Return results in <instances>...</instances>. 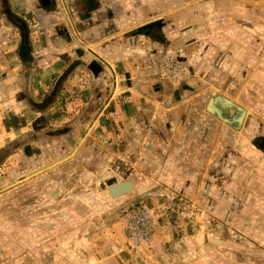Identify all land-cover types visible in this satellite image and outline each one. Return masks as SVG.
<instances>
[{
  "label": "crops",
  "instance_id": "1",
  "mask_svg": "<svg viewBox=\"0 0 264 264\" xmlns=\"http://www.w3.org/2000/svg\"><path fill=\"white\" fill-rule=\"evenodd\" d=\"M0 264H264V1L0 0Z\"/></svg>",
  "mask_w": 264,
  "mask_h": 264
},
{
  "label": "built area",
  "instance_id": "2",
  "mask_svg": "<svg viewBox=\"0 0 264 264\" xmlns=\"http://www.w3.org/2000/svg\"><path fill=\"white\" fill-rule=\"evenodd\" d=\"M183 69L181 64L172 56L162 59L158 65V70L162 75L172 77L173 80L182 78ZM178 75V78L175 76ZM144 208V207H143ZM127 226L125 229L126 238L128 240V246L130 249H135L144 243H149L150 239V228L151 222L150 213L146 210L139 209L126 216Z\"/></svg>",
  "mask_w": 264,
  "mask_h": 264
},
{
  "label": "rangeland",
  "instance_id": "3",
  "mask_svg": "<svg viewBox=\"0 0 264 264\" xmlns=\"http://www.w3.org/2000/svg\"><path fill=\"white\" fill-rule=\"evenodd\" d=\"M161 61V60H160ZM160 72V71H159ZM161 74V73H160ZM162 75V74H161ZM188 75H189V71H187V69H183V72H182V78H181V80H185L187 77H188ZM165 79H167V80H169V81H171L172 82V77H169L168 76V73H167V75H162ZM174 81H178V80H174ZM144 207V208H143ZM179 207H180V205H170V206H167V207H162V208H156V207H153V206H151V205H140V206H137V207H134V208H129V209H127L126 211V215H125V217L129 214V213H132V212H134V211H137V210H139V209H142V210H146V211H148L149 213H150V216H151V222H150V227H149V229H150V241H149V243H144V244H142L143 246L144 245H151L152 244V242H151V233H152V231L155 229V228H157L158 227V225H159V223H160V221H161V219H162V217L164 216V215H167V214H169V213H177V212H179ZM127 221H125L124 220V222H123V224H124V228L126 229V226H127ZM125 224H126V226H125Z\"/></svg>",
  "mask_w": 264,
  "mask_h": 264
},
{
  "label": "water",
  "instance_id": "4",
  "mask_svg": "<svg viewBox=\"0 0 264 264\" xmlns=\"http://www.w3.org/2000/svg\"><path fill=\"white\" fill-rule=\"evenodd\" d=\"M221 117H222V115H221ZM233 126L237 127L235 124H233ZM129 189H131V184L129 182H121V183H116V184L112 185L109 188V193L112 197H117L118 195L122 194V192L128 191Z\"/></svg>",
  "mask_w": 264,
  "mask_h": 264
},
{
  "label": "bare ground",
  "instance_id": "5",
  "mask_svg": "<svg viewBox=\"0 0 264 264\" xmlns=\"http://www.w3.org/2000/svg\"><path fill=\"white\" fill-rule=\"evenodd\" d=\"M233 105H234V104H233ZM228 108H229V111H232V107H231V106L228 105ZM233 109H234V108H233ZM236 110H237V108H236ZM238 111H239V110H238ZM242 116H243V110L240 111L239 120L242 118Z\"/></svg>",
  "mask_w": 264,
  "mask_h": 264
}]
</instances>
